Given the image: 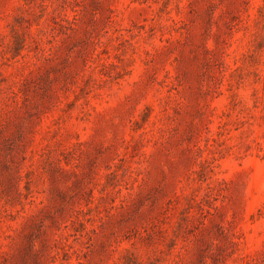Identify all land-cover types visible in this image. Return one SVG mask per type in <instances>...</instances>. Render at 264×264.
Here are the masks:
<instances>
[{
	"label": "rangeland",
	"instance_id": "rangeland-1",
	"mask_svg": "<svg viewBox=\"0 0 264 264\" xmlns=\"http://www.w3.org/2000/svg\"><path fill=\"white\" fill-rule=\"evenodd\" d=\"M0 264H264V0H0Z\"/></svg>",
	"mask_w": 264,
	"mask_h": 264
}]
</instances>
